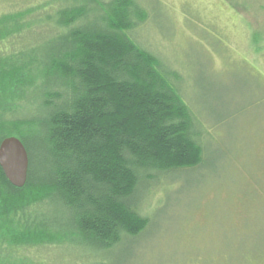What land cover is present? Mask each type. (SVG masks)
<instances>
[{
    "label": "trees",
    "instance_id": "1",
    "mask_svg": "<svg viewBox=\"0 0 264 264\" xmlns=\"http://www.w3.org/2000/svg\"><path fill=\"white\" fill-rule=\"evenodd\" d=\"M5 1L0 143H23L28 174L16 187L0 167V264L108 250L147 225L140 185L202 162L180 76L134 38L148 18L136 0Z\"/></svg>",
    "mask_w": 264,
    "mask_h": 264
},
{
    "label": "rangeland",
    "instance_id": "2",
    "mask_svg": "<svg viewBox=\"0 0 264 264\" xmlns=\"http://www.w3.org/2000/svg\"><path fill=\"white\" fill-rule=\"evenodd\" d=\"M136 1L148 18L133 36L180 76L202 162L138 187V235L99 253L44 247L37 261L264 264V0Z\"/></svg>",
    "mask_w": 264,
    "mask_h": 264
},
{
    "label": "water",
    "instance_id": "3",
    "mask_svg": "<svg viewBox=\"0 0 264 264\" xmlns=\"http://www.w3.org/2000/svg\"><path fill=\"white\" fill-rule=\"evenodd\" d=\"M0 167L10 184L22 187L28 174V155L23 143L14 136L0 143Z\"/></svg>",
    "mask_w": 264,
    "mask_h": 264
}]
</instances>
